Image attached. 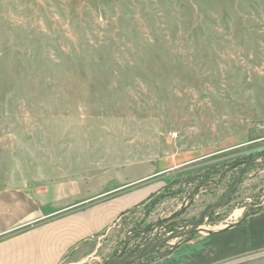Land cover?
Here are the masks:
<instances>
[{"label": "rangeland", "instance_id": "1", "mask_svg": "<svg viewBox=\"0 0 264 264\" xmlns=\"http://www.w3.org/2000/svg\"><path fill=\"white\" fill-rule=\"evenodd\" d=\"M261 154L264 0H0V192L63 212L126 184L138 200L64 264L185 233L165 252L264 210L261 157L194 230Z\"/></svg>", "mask_w": 264, "mask_h": 264}, {"label": "crops", "instance_id": "2", "mask_svg": "<svg viewBox=\"0 0 264 264\" xmlns=\"http://www.w3.org/2000/svg\"><path fill=\"white\" fill-rule=\"evenodd\" d=\"M128 185L100 198L76 200L64 212L54 208L59 198L15 189L0 192V264H64L138 202L137 196L118 194ZM175 247L170 256L149 264H264V211L242 215L233 226Z\"/></svg>", "mask_w": 264, "mask_h": 264}, {"label": "water", "instance_id": "3", "mask_svg": "<svg viewBox=\"0 0 264 264\" xmlns=\"http://www.w3.org/2000/svg\"><path fill=\"white\" fill-rule=\"evenodd\" d=\"M261 157H264V154L258 155L255 158L251 159L249 162H247L245 168L241 171V173L239 174L238 178L236 179V183L235 185L231 188V190L221 199L219 200L213 207L207 209L203 214H201L196 227H195V231L198 229V227L201 226V223H203L204 219L211 214L212 212H214L216 209L220 208L222 206V204L228 200L237 190L238 186L240 185L242 179L244 178V176L246 175V173L248 172L249 168L252 167V165ZM193 230V231H194ZM185 233H181L178 235H174V236H169L168 238L162 239L159 242L153 243L149 248H147L146 250H144L143 252H141L140 254H138L137 256H135V258L131 261H125V260H119V261H114L110 264H131L134 262H137L143 258H145L147 255L151 254L152 252H154L156 249H159L163 246H165L166 244H168L169 242L176 240V239H180L182 238V236H184Z\"/></svg>", "mask_w": 264, "mask_h": 264}, {"label": "trees", "instance_id": "4", "mask_svg": "<svg viewBox=\"0 0 264 264\" xmlns=\"http://www.w3.org/2000/svg\"><path fill=\"white\" fill-rule=\"evenodd\" d=\"M262 211H264V210L253 211L252 213L247 214L246 217H249V216H252V215H256V214H258V213H260ZM212 214H213V212L211 214H209L208 216H210ZM185 241H187V240H185ZM182 242H184V241H182ZM163 247H161L159 249H156L154 252H152L151 254L147 255L145 258H143V259H141V260H139L137 262L131 263V264H149L155 258L158 259V260L159 259H164V258L170 256L174 252V250L176 249V247L172 248V249L171 248H167V250L165 252H162L161 249Z\"/></svg>", "mask_w": 264, "mask_h": 264}]
</instances>
